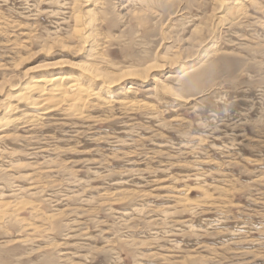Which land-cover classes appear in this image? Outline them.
<instances>
[{
	"label": "rangeland",
	"instance_id": "1",
	"mask_svg": "<svg viewBox=\"0 0 264 264\" xmlns=\"http://www.w3.org/2000/svg\"><path fill=\"white\" fill-rule=\"evenodd\" d=\"M0 123V264H264V0H0Z\"/></svg>",
	"mask_w": 264,
	"mask_h": 264
},
{
	"label": "bare ground",
	"instance_id": "2",
	"mask_svg": "<svg viewBox=\"0 0 264 264\" xmlns=\"http://www.w3.org/2000/svg\"><path fill=\"white\" fill-rule=\"evenodd\" d=\"M132 2V1H131ZM235 5H237V8L239 7V3H236ZM243 5V4H242ZM243 7V6H241ZM245 8V7H244ZM240 9V7H239ZM236 14V13H235ZM135 17V16H134ZM105 45V44H104ZM178 54V53H177ZM183 54V53H182ZM185 56V55H183ZM171 59L168 58V60H165L164 63L165 65H157V64H151L150 66H148L149 68L146 70H144V72L142 73H136L134 72V70L132 69L131 71H126V72H123L122 75H121V79H126V78H129V77H138V78H141V79H148V76L150 77V73H153V71L155 72V69H158L157 67H166L167 68V65L171 66V65H174L176 63H178L176 60L174 59V57H170ZM163 59V58H162ZM167 59V58H166ZM179 59V58H178ZM67 63V62H66ZM215 65V64H214ZM209 66V65H208ZM208 66H207V69H208ZM67 67V66H66ZM82 67V66H81ZM91 67V66H90ZM142 69V68H141ZM163 69V68H162ZM190 69V68H189ZM210 69V68H209ZM49 70V69H48ZM83 70V73H86L88 74L91 79L95 80V81H98L100 79H102L101 75L99 74H96L93 69H89V68H83L81 69ZM129 70V69H127ZM193 70V68H192ZM46 71V70H45ZM52 71V70H50ZM211 71V69H210ZM81 72V71H80ZM208 72V71H207ZM58 73V72H57ZM82 73V75H83ZM191 73V72H190ZM79 74V73H78ZM205 74V73H204ZM87 75V76H88ZM175 75V74H174ZM178 75V74H176ZM188 75V74H187ZM181 76V75H179ZM184 76V75H183ZM27 78V77H26ZM180 78V77H179ZM178 78V79H179ZM120 79V78H119ZM118 79V80H119ZM197 79V78H196ZM25 80V79H24ZM104 80V79H103ZM121 80V81H122ZM156 80V79H154ZM192 80V79H191ZM31 82L26 84L25 86H23L21 89H19V92L18 94L15 96L16 97V103H18V105H25L26 107H29L31 110H34L35 112V115L32 114L31 116L33 117H39L38 115L39 114H50L52 112H54L55 110H57L58 107H60V105H65L68 107V112H70L71 110H73L74 108H77V109H80V107H83L84 105L86 106L87 105V98L91 97L92 95H95V94H92V91L89 90V89H86V87H84L83 85H81L80 83L76 82L73 80V78L69 77V75H55V76H47V75H42L41 77H38V78H33L30 80ZM114 81V80H113ZM152 81V80H151ZM196 81V80H195ZM198 81V80H197ZM196 81V82H197ZM105 82V81H104ZM154 82H157V81H154ZM188 82V81H187ZM191 82V81H190ZM21 83V82H20ZM27 83V82H26ZM107 83V82H106ZM105 83V84H106ZM195 83V82H194ZM104 84V85H105ZM191 84V83H190ZM109 86H113V83H110L108 84ZM116 85V84H115ZM167 87V86H166ZM104 88V87H102ZM110 88V87H109ZM93 89V88H92ZM105 91V90H104ZM15 93V92H14ZM98 94V93H97ZM102 94V93H101ZM86 99H85V97ZM99 96V94H98ZM103 96V95H102ZM96 97V95L94 96V98ZM93 98V97H91ZM90 100V99H89ZM92 101V100H90ZM94 103V102H93ZM109 102L107 101V104ZM114 103V102H113ZM130 103V102H129ZM138 103V102H137ZM146 103V102H145ZM13 104V103H12ZM111 104V103H110ZM140 104V103H139ZM92 105V104H91ZM99 105V103H98ZM141 105V104H140ZM187 105V104H186ZM199 105V104H198ZM111 106V105H110ZM127 106V105H126ZM125 106V107H126ZM130 106V105H129ZM139 106V105H138ZM66 107V108H67ZM64 108V107H63ZM62 108V109H63ZM86 108V107H84ZM83 108V109H84ZM88 108V106H87ZM129 108V107H128ZM140 108V107H139ZM142 108V107H141ZM153 108V107H151ZM6 111L5 113L9 112L11 114H14V113H18L16 111L17 110V106L13 104V106L11 105H8L6 108H4ZM82 109V111H83ZM89 109V108H88ZM146 109V108H145ZM23 110V109H22ZM30 110V111H31ZM66 110V109H65ZM140 110V109H139ZM142 110V109H141ZM150 110V109H149ZM61 111V110H60ZM81 111V110H80ZM135 111V110H134ZM23 112V111H22ZM72 112V111H71ZM70 112V113H71ZM84 112V111H83ZM62 113V112H61ZM8 114V113H7ZM24 114V113H23ZM28 114V113H26ZM25 115V114H24ZM74 115V114H73ZM6 116V115H5ZM4 116V117H5ZM11 116V115H10ZM16 116V114L14 115ZM23 116V115H22ZM28 116V115H26ZM66 116V115H65ZM76 116V115H75ZM80 116V115H79ZM88 116V115H87ZM19 117V116H18ZM18 117H13L11 116L10 119H6L5 120V123L7 124H10V123H16V122H19V119ZM25 117V116H23ZM22 117V118H23ZM29 117H30V114H29ZM50 117V116H49ZM45 118V117H44ZM81 118V117H80ZM79 118V119H80ZM29 119V118H28ZM27 119V120H28ZM32 119V118H31ZM35 119V118H34ZM32 119V120H34ZM38 119V118H37ZM43 119V118H42ZM49 119V118H48ZM46 119V120H48ZM70 119V118H69ZM217 119V118H216ZM225 119V118H224ZM26 120V119H25ZM36 120V119H35ZM41 120V119H40ZM81 120V119H80ZM21 121V120H20ZM23 121V119H22ZM29 121V120H28ZM26 122V121H25ZM37 122V121H36ZM4 123V122H3ZM2 123V124H3ZM20 125H21V122H19ZM31 123H35V121L31 122ZM214 123V122H213ZM224 123V122H222ZM232 123V122H231ZM1 124V123H0ZM27 124V123H26ZM16 125V124H15ZM18 125V124H17ZM19 126V125H18ZM32 126V124L30 125ZM226 126V125H225ZM20 127V126H19ZM25 127V126H23ZM35 128V126H33ZM32 127V128H33ZM38 127V126H37ZM36 127V128H37ZM40 127V126H39ZM38 127V128H39ZM222 127V126H221ZM15 128V127H14ZM28 128V127H27ZM33 128V129H34ZM228 128V127H227ZM232 129V128H231ZM32 130V129H30ZM212 130V129H211ZM233 130V129H232ZM2 131V130H1ZM37 132V131H36ZM35 132V133H36ZM3 134V133H2ZM1 134V135H2ZM0 135V136H1ZM29 135V134H28ZM33 135V134H32ZM3 136V135H2ZM1 136V137H2ZM7 137V136H6ZM1 139V138H0ZM3 139V138H2ZM4 140V139H3ZM3 140H1L3 142ZM5 142V141H4ZM232 145V144H231ZM233 146V145H232ZM2 157V156H1ZM262 161V160H261ZM258 162V161H257ZM32 187V186H31ZM36 187V186H34ZM40 188V187H38ZM45 189V188H44ZM21 190V189H20ZM31 190V189H30ZM33 190V189H32ZM43 190H41L42 192ZM40 192V191H39ZM38 193V192H37ZM35 194V193H34ZM36 195V194H35ZM38 195H41V194H38ZM3 203V202H2ZM0 203V204H2ZM4 204L7 205V203L4 202ZM11 204V203H10ZM22 205V203H21ZM3 207V205H1ZM8 207V206H7ZM16 207V206H15ZM17 207L18 204H17ZM11 208V207H10ZM4 209H5V206H4ZM16 209V208H15ZM3 211V210H2ZM1 212V211H0ZM9 212V211H8ZM15 212V211H14ZM13 212V213H14ZM3 213V212H2ZM17 213V212H15ZM6 215V214H5ZM14 215V214H13ZM122 215V214H121ZM9 216V215H8ZM6 216V217H8ZM11 216V215H10ZM4 218V217H3ZM51 218V217H50ZM164 219V218H163ZM12 220V219H11ZM4 221V220H3ZM5 224V223H3ZM167 234V233H166Z\"/></svg>",
	"mask_w": 264,
	"mask_h": 264
}]
</instances>
